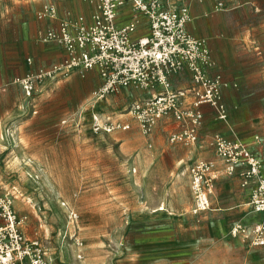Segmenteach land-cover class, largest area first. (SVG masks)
I'll return each instance as SVG.
<instances>
[{"label":"crops","instance_id":"crops-1","mask_svg":"<svg viewBox=\"0 0 264 264\" xmlns=\"http://www.w3.org/2000/svg\"><path fill=\"white\" fill-rule=\"evenodd\" d=\"M169 1L189 6L187 30L206 39L210 62L203 67L210 75L222 76V98L228 116L221 119L211 105H201L204 116L198 141L187 145L169 141L173 132L183 129L174 118L160 120L152 134L146 136L129 109L103 117L95 114L104 124H131L129 130L114 131L123 132L128 151L136 153L134 171L139 169L141 173L140 209L129 213L125 226L130 239L126 244L129 264H264V245H253L250 239L231 232L236 225L252 227L264 222V212L254 211L250 205L256 180L245 182L241 173L246 166L223 160L212 145L216 135L240 140L261 160L264 171V38L223 32V16L235 7L224 8L215 0ZM243 7L246 6L236 9ZM98 12V0H0V109L6 102L14 107L23 126L33 121L34 116L28 112L34 111L36 96L27 95L16 80L62 63L68 56L66 45L49 39L48 33L61 34L65 26L76 37L80 18L90 24ZM140 18L146 21L145 28L138 25L133 37L148 35V17L136 13L131 2L119 9L117 23L123 27ZM68 76L66 83L74 79L79 82L84 103L103 84L97 67L74 69ZM51 78L45 76L38 81L42 89L36 83L35 90L39 87L45 91L39 102L53 90ZM171 84L174 90L186 89L189 93L197 87L188 68L173 74ZM61 85L60 82L54 89ZM135 87L120 88L117 91L122 96L113 101L107 98L108 103L127 106L162 89H147L145 95L135 96ZM193 102L192 93L184 99L188 108ZM8 113L0 111L1 131L3 123L9 121L7 117L13 115ZM198 159L211 163L209 176L213 181L211 207L200 211L195 209L190 173L191 164Z\"/></svg>","mask_w":264,"mask_h":264},{"label":"rangeland","instance_id":"rangeland-1","mask_svg":"<svg viewBox=\"0 0 264 264\" xmlns=\"http://www.w3.org/2000/svg\"><path fill=\"white\" fill-rule=\"evenodd\" d=\"M215 1L235 7L223 16V32L264 38V0ZM145 23L138 19L142 29ZM57 75L42 102L45 91L37 82L35 108L28 112L34 119L26 126L14 107L5 102L0 109L13 114L0 130V197L11 199L19 218H26L21 228L40 241L47 264H129L125 226L129 213L140 209L141 173L134 171L136 153L128 151L123 132H96L94 115L126 113L131 103H108L122 96L118 91L100 100L93 94L84 103L79 82Z\"/></svg>","mask_w":264,"mask_h":264},{"label":"built area","instance_id":"built-area-1","mask_svg":"<svg viewBox=\"0 0 264 264\" xmlns=\"http://www.w3.org/2000/svg\"><path fill=\"white\" fill-rule=\"evenodd\" d=\"M93 1V0H91ZM131 2L136 13L149 19L150 33L133 37L138 21L119 27V9ZM222 6L221 1L218 2ZM99 12L88 24L80 18L78 32L73 37L63 26L62 33H48L49 39L59 40L66 45L68 56L62 63L38 75L18 78L27 95L31 96L36 83L45 76L69 74L71 70H90L97 67L103 84L95 92L97 100L122 87L134 85L143 89H158L152 97L134 101L129 112L137 120L142 133L152 134L158 122L174 118L182 123L183 129L173 132L169 141L191 145L198 141L203 112L201 105L209 104L221 119L228 116L222 98L224 85L220 74H208L203 65L210 62L206 39L192 35L187 30L191 18L187 5L177 6L169 0H98ZM188 68L197 87L191 91L194 102L191 108L184 99L191 95L188 90H174L171 76ZM130 123L109 122L104 124L94 115V130L108 133L129 130ZM212 145L223 160L245 165L241 173L245 182L256 180L250 205L254 211L264 212V171L261 160L248 145L216 135ZM211 163L198 159L190 166L191 185L195 197L196 211L211 207L210 194L213 181L209 176ZM26 218H19L9 198L0 197V264H47L45 251L39 240L29 239L21 228ZM234 236L242 235L253 245H264V222L252 227L236 225Z\"/></svg>","mask_w":264,"mask_h":264},{"label":"bare ground","instance_id":"bare-ground-1","mask_svg":"<svg viewBox=\"0 0 264 264\" xmlns=\"http://www.w3.org/2000/svg\"><path fill=\"white\" fill-rule=\"evenodd\" d=\"M13 137V136H12ZM162 206V205H161Z\"/></svg>","mask_w":264,"mask_h":264}]
</instances>
